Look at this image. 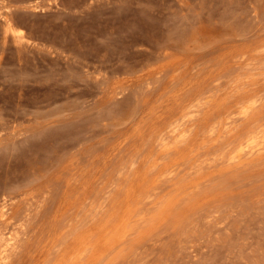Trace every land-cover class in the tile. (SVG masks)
Instances as JSON below:
<instances>
[{
	"label": "rangeland",
	"instance_id": "1",
	"mask_svg": "<svg viewBox=\"0 0 264 264\" xmlns=\"http://www.w3.org/2000/svg\"><path fill=\"white\" fill-rule=\"evenodd\" d=\"M0 264H264V0H0Z\"/></svg>",
	"mask_w": 264,
	"mask_h": 264
},
{
	"label": "bare ground",
	"instance_id": "2",
	"mask_svg": "<svg viewBox=\"0 0 264 264\" xmlns=\"http://www.w3.org/2000/svg\"><path fill=\"white\" fill-rule=\"evenodd\" d=\"M4 21H8L7 18H6V20H4ZM8 22H9V21H8ZM8 22H7V27H8V28H6L7 30H8V29H11V27H9L10 24H9ZM5 23H6V22H5ZM4 29H5V28H4ZM12 29L14 30V28H12ZM12 29H11V30H12ZM8 31H9V30H8ZM8 31H6V32H8ZM4 32H5V31H4ZM21 36H22V34H21ZM21 36H20V37H21ZM249 105H250V104H249ZM12 237H13V235L10 233V234L8 235V241H10ZM6 250H7V249L4 248V251H5V252H6ZM3 253H4V252H3ZM6 253H7V252H6ZM6 260H7V259H6Z\"/></svg>",
	"mask_w": 264,
	"mask_h": 264
}]
</instances>
